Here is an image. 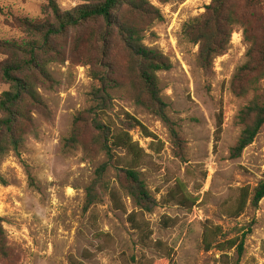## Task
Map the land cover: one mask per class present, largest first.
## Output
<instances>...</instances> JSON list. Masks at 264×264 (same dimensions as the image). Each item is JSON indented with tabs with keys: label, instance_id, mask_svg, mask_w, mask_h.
I'll return each mask as SVG.
<instances>
[{
	"label": "rangeland",
	"instance_id": "1",
	"mask_svg": "<svg viewBox=\"0 0 264 264\" xmlns=\"http://www.w3.org/2000/svg\"><path fill=\"white\" fill-rule=\"evenodd\" d=\"M55 1L61 11L93 2ZM148 1L162 21L149 26L143 43L171 63L157 77L181 147L168 127L138 107L124 89L110 93V121L117 128L129 114L155 137L145 138L139 128L130 132L145 153L137 171L156 206L140 213L119 190L116 167L129 165L130 157L114 150L103 178L108 190L100 192L97 204L84 207L86 189L107 158L102 154L89 159L81 150L66 153L63 146L74 118L89 106L94 82L89 67L75 60L50 65L57 85L38 89L49 117L34 114L37 138H26L18 155L10 153L0 162L6 181L0 185V217L13 254L10 264H236L235 250L202 249L201 234L213 227H221L229 238L244 237L237 264H264V197L256 209L247 207L239 218L230 215L241 188L252 190L264 182V126L238 158L229 157L241 131L235 118L253 96L251 90L242 94L233 86L247 61L241 30L233 32L226 53L212 68L203 70L197 64V47L182 39L181 26L201 15L212 0ZM44 6L45 0H0V39L23 40L11 25L12 17L43 18ZM256 88L264 102V79ZM7 90L0 79V95ZM220 109L224 122L216 142ZM131 213H137L139 228L131 225ZM146 226L152 234L143 240Z\"/></svg>",
	"mask_w": 264,
	"mask_h": 264
},
{
	"label": "trees",
	"instance_id": "2",
	"mask_svg": "<svg viewBox=\"0 0 264 264\" xmlns=\"http://www.w3.org/2000/svg\"><path fill=\"white\" fill-rule=\"evenodd\" d=\"M43 14V18L33 20L12 17L11 25L24 36L23 40L0 39L3 57L0 79L8 85V90L0 95V162L10 153L18 155L26 138H37L34 114L49 117L50 111L38 93L41 87L52 90L57 85L49 66L75 60L89 67L94 85L89 94V106L74 118L63 151L81 150L89 159L102 154L107 158L95 170L86 189L84 207L97 204L101 200L100 192L108 190L104 174L113 151L119 150L130 157V162L116 167L118 188L131 199L138 212L150 213L156 202L137 171L145 153L130 132L139 128L145 138L155 137L129 114L113 128L110 93L115 89L126 90L138 107L168 127L171 138L181 147L174 124L167 115L157 77V73L168 71L171 63L158 50L143 43L149 26L162 21L159 10L148 0H93L70 11H61L55 0H45ZM235 30H241L247 61L234 76L233 86L242 94L251 90L253 96L235 118L241 131L229 150L231 159L238 158L264 126V102L256 88L264 79V0H212L201 15L181 26L182 39L197 47V64L203 70L211 69L214 60L226 53ZM223 122L220 109L215 123L216 142ZM0 185H6L1 174ZM263 197L264 182L252 190L241 188L231 217L239 218L247 207L256 209ZM170 199L175 200L172 195ZM184 203L185 200H179V204ZM136 216L137 213H131L129 221L139 228ZM142 230L143 240H147L152 233L147 226ZM243 242V236L229 238L221 227L205 229L201 234L205 252L235 250L236 264L242 255ZM12 257L0 217V262L10 264Z\"/></svg>",
	"mask_w": 264,
	"mask_h": 264
}]
</instances>
